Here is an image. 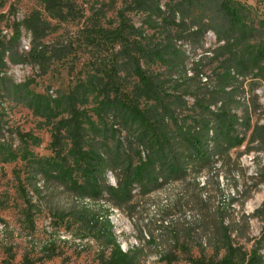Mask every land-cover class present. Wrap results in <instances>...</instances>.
<instances>
[{
    "label": "rangeland",
    "instance_id": "1",
    "mask_svg": "<svg viewBox=\"0 0 264 264\" xmlns=\"http://www.w3.org/2000/svg\"><path fill=\"white\" fill-rule=\"evenodd\" d=\"M133 1L72 0L76 17L52 19L47 37L70 53L51 61L44 75L29 63L8 61L0 74V264H98L101 241L83 237L84 213L106 214L121 249L143 250L138 264H168L162 255L178 252L183 241L195 251L220 223L247 249L260 240L264 254V180L259 175L264 68L252 69L256 39L226 31L216 0H158L157 15L133 7ZM236 1L247 6L252 29L264 24V0ZM33 10L48 16L40 0H0V37L8 39L12 23ZM119 12L143 34L145 51L161 54L155 59L136 56L164 82L171 110L168 131L179 136L177 127L191 128L202 117L223 125L228 153L219 147L213 167L198 173L202 190L193 186V175L154 191L132 182L141 176L147 184L157 170L173 168L163 152L148 151L138 142L140 114L155 118L161 107L139 96L135 74L122 56L125 49L102 36L101 28L117 26ZM28 47L29 33L22 29L13 52L23 54ZM227 57L235 59L238 100L229 114L212 101ZM115 62L123 70L110 82L104 72L113 70ZM70 94L80 112L84 160L71 150L65 123L60 136L64 150L58 155L51 148L54 126L69 116L65 103ZM232 114L233 127L228 125ZM190 150L178 137L174 152L186 156ZM101 160L107 166L106 189L98 196L85 165ZM197 195L203 200L199 209ZM82 238L87 239L80 246ZM184 258L181 253L171 264H188Z\"/></svg>",
    "mask_w": 264,
    "mask_h": 264
},
{
    "label": "trees",
    "instance_id": "2",
    "mask_svg": "<svg viewBox=\"0 0 264 264\" xmlns=\"http://www.w3.org/2000/svg\"><path fill=\"white\" fill-rule=\"evenodd\" d=\"M44 5V10L48 16H44L41 11L33 10L23 17L20 21H14L10 26L11 35L8 39L4 36L0 37V74L4 72L7 61L12 64L29 63L37 67L40 75L47 73L51 61L60 59L70 51L63 48V45L47 42V37L53 30L51 24L52 19L60 21L68 18L74 19L76 12L72 0H40ZM218 1V2H216ZM216 5L221 11L225 24H227L226 31H238L239 37L243 40L250 35L255 40L250 59L252 69L261 71L264 68V24L261 23L259 28H253V23L247 24L246 7L236 0H216ZM133 7L148 12L150 14H158L160 12V5L158 0H134ZM252 22V21H251ZM225 24L223 26H225ZM22 29L29 33V47L28 51L23 54L13 52V47L17 49L22 37ZM258 29V30H257ZM102 36L109 40L116 41L125 52L122 54L125 61L129 62L132 67L133 74L137 79V86L139 96L151 100L154 106L161 107L156 113L155 118H150L145 114H140L139 124L141 132L138 135L139 144L147 149L159 150L167 157V163L173 168V171L157 170L155 175H151L150 182L145 184L143 177L138 176L132 178V182L136 181L138 186H148V191H154L161 188L165 183L176 181L180 176L188 177L193 175V186L203 189L204 184L198 187L199 182L196 177L204 168H211L214 164V157L220 153L218 148L225 147V152L228 153L229 146L223 140L222 130L223 125L211 124L209 118L202 117L198 120L195 126L191 128L177 127L179 136H173L168 131V122L166 121L167 112L171 111L165 102L166 90L163 86V80L158 76L150 75L141 65L140 57L136 54H141V57L160 58L161 54L157 51H145L141 43L140 36L143 35L138 32L132 24L129 23L127 16L123 12L118 14V24L109 30L100 29ZM257 31V34L254 32ZM217 39L221 38V33L216 31ZM235 59L227 57L224 59L223 71L220 73L222 83L219 84L213 91L212 101L219 103L220 109L230 113L233 106L238 105V100L235 94L236 78L232 72ZM121 63V62H120ZM119 62H115L113 70L104 72V76L111 80L117 77L118 73L122 71ZM186 73V71H185ZM239 73V72H238ZM241 73V72H240ZM245 76V74H238ZM225 80V81H224ZM65 107L68 113L66 120H59L54 126L55 133L52 136L51 148L56 154L63 151L61 144V129L63 124H66V130L71 141V150L78 156L80 160L83 159L85 151L83 150V135L81 133L80 112L76 108V99L73 94L66 98ZM207 109L208 106H205ZM162 111V112H160ZM164 111V112H163ZM234 115L232 114L228 121V125L233 127ZM62 125V126H61ZM189 145L190 152L185 155H177L174 152V145L177 138ZM165 157V160H166ZM84 160V159H83ZM86 167V168H85ZM85 170L88 172L89 179L94 184L97 195L105 191L106 186L102 183L105 180L106 163L101 160L98 163L85 165ZM189 171V173H188ZM259 175L264 180V159L259 169ZM197 209L202 206L203 200L201 195L196 198ZM233 201V199H231ZM117 206H121L120 202H115ZM260 209H264V202ZM86 234L83 237H90L101 241V250L98 254V264H138L142 257V249L132 246L127 250L121 249L116 236L113 232V225L105 214H88L84 213L82 217ZM233 230L229 226L220 223L215 226L213 235L204 242L196 244V250L193 251L192 246H188L185 241L179 245V251L176 253H166L162 255V259L166 260L168 264L172 261L179 260V254H184V259L188 264H264V254L261 253L262 245L260 240H255L253 246L247 249L232 237ZM74 239V238H73ZM87 238L78 239L80 246ZM55 241V240H52ZM76 241V238L74 239ZM208 241V242H207ZM62 242V241H61ZM67 242V241H63ZM52 243V242H51ZM204 243V244H203Z\"/></svg>",
    "mask_w": 264,
    "mask_h": 264
},
{
    "label": "bare ground",
    "instance_id": "3",
    "mask_svg": "<svg viewBox=\"0 0 264 264\" xmlns=\"http://www.w3.org/2000/svg\"><path fill=\"white\" fill-rule=\"evenodd\" d=\"M1 227V226H0Z\"/></svg>",
    "mask_w": 264,
    "mask_h": 264
}]
</instances>
